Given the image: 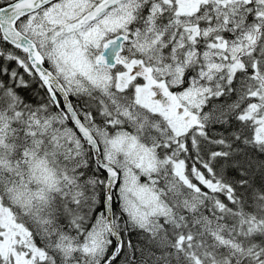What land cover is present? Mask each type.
I'll return each instance as SVG.
<instances>
[{"label": "snow or ice", "instance_id": "obj_1", "mask_svg": "<svg viewBox=\"0 0 264 264\" xmlns=\"http://www.w3.org/2000/svg\"><path fill=\"white\" fill-rule=\"evenodd\" d=\"M0 264H264V0H0Z\"/></svg>", "mask_w": 264, "mask_h": 264}]
</instances>
